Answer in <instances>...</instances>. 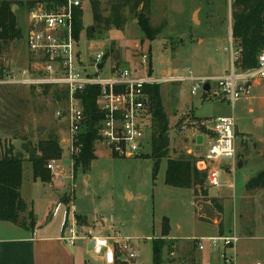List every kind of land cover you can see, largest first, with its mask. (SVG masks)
Returning a JSON list of instances; mask_svg holds the SVG:
<instances>
[{"label":"rangeland","instance_id":"1","mask_svg":"<svg viewBox=\"0 0 264 264\" xmlns=\"http://www.w3.org/2000/svg\"><path fill=\"white\" fill-rule=\"evenodd\" d=\"M7 1L16 7L13 11L22 36L10 46L3 64L18 68L28 56L25 45L27 2L40 0ZM93 1L99 2L103 16L108 15L110 0H81L83 29L79 33L77 51L82 60L98 52H107L109 58L100 75H108L114 65L145 75L143 53H149L152 73L156 77L165 72L167 75H188L189 71L194 75L215 76L230 70L232 0H150L149 11L145 14L149 25L158 30L154 40L142 33L136 11L128 10H125L123 29L94 28L92 33L86 32L93 27ZM86 71L93 73L94 68L87 65ZM192 84L188 80L160 84L161 106L168 119V149L167 156L160 159L155 176L149 144L143 150L147 155L118 157L112 156L102 144L95 143V158L87 164L78 162L62 148L67 144L68 123L64 116H56V111L63 106L57 105L58 91L0 85L1 147L11 146L13 153L21 154L28 161V152L33 148L37 152L35 155H40L39 142L50 137H54L58 145L62 142L60 158L45 162L44 168L50 175L48 183L34 179L31 163H23V194L33 200L34 213L50 218L54 205L60 202L61 217L66 206L73 205L76 214L86 217L87 222L81 229H91L98 236L117 231L122 237L120 242L126 237L130 239L137 250L136 257L128 261L130 264H152L154 239L165 242L160 253L161 264H220V246L210 247L209 242L203 240L204 249L199 250L191 240L218 235V225L213 220L199 218L192 190L165 184L164 174L168 158H197L193 151L198 147L192 139L208 131L216 117L232 115L238 133L246 134H238L236 138V157L230 167H224L223 186L211 188L205 184V188L209 197L223 200V232H234L241 237L237 244L238 264L256 261L264 264V190L245 188L247 181L264 169V161L256 155L250 136L264 144V79L251 82L248 93L233 109L225 100L213 96L215 81L209 82V90L200 88L195 94L190 93ZM248 108L253 111L249 112ZM156 134L153 121L151 143ZM240 159L242 165L238 166ZM52 160L55 164L51 170L47 164ZM48 207H51L49 212ZM163 218L168 219L169 240L161 237ZM84 241L89 244L90 239ZM188 250L190 254L187 255ZM183 256L186 258L182 259ZM165 258L175 261L167 260L166 263Z\"/></svg>","mask_w":264,"mask_h":264},{"label":"built area","instance_id":"2","mask_svg":"<svg viewBox=\"0 0 264 264\" xmlns=\"http://www.w3.org/2000/svg\"><path fill=\"white\" fill-rule=\"evenodd\" d=\"M81 0H40L28 7L27 31L25 45L28 52L26 67L13 68L3 66L0 85L26 86L41 91L53 88L60 94L63 105L56 111L58 118L64 116L68 123L66 139L68 152L77 156L82 152L83 143L80 135L84 130L86 115L84 114L82 96L86 90L98 86L96 98L97 112L100 120L96 125L95 143L102 144L112 156L136 157L146 154V144L152 147L150 134L153 126L149 96L146 87L173 82L191 81L190 93L195 94L204 89L210 81L216 82L213 96L225 100L233 106L243 95L248 93L250 83L256 79H264V49L257 56V64L249 69L235 66L240 49L233 46L231 28L229 34L230 70L219 76L163 75L156 77L149 73V56L143 53L142 62L146 63V74L138 75L117 65L111 67L108 75L100 72L105 65L103 57L107 52H98L82 60L77 51V41L73 32L75 9ZM90 60V62L88 61ZM103 62L101 69L97 65ZM87 65L94 72L86 71ZM210 86V84H209ZM211 86L209 87V89ZM204 91H206L204 89ZM211 140L204 152L195 160L198 171L206 174L205 184L211 188L222 187V162L234 161L236 157L235 122L232 115L216 117L211 125ZM192 154L191 151L188 152ZM55 160L47 164L53 169ZM60 204H57L55 211ZM71 210H73L71 208ZM63 212L62 240L74 245L79 239H90V251L101 256L105 264H114L116 259L128 262L136 257L137 250L129 238L122 237L115 231L112 235H94L91 229L75 221V216ZM197 249L203 250V240L210 247H221L220 264H238L237 244L241 237L236 233L208 236L193 239ZM172 254V253H171ZM252 264H261L256 261Z\"/></svg>","mask_w":264,"mask_h":264},{"label":"trees","instance_id":"3","mask_svg":"<svg viewBox=\"0 0 264 264\" xmlns=\"http://www.w3.org/2000/svg\"><path fill=\"white\" fill-rule=\"evenodd\" d=\"M34 2H27V6H32ZM13 5L14 3L11 1L0 0V78L3 75L1 72L4 66L3 61L9 53L10 46L22 36L21 29L16 23V17L12 9ZM108 5V15L103 16L99 9V2L93 1L91 3L93 27L88 28L86 32L92 33L94 28L123 29L125 10H128L129 12L136 11L137 24L144 36L149 40L155 39L158 30L149 25L148 16L145 14L149 11L150 0H110ZM231 19L232 43L234 47L240 49V55L235 66L241 70L252 68L257 64L258 54L264 49V0H232ZM82 29V10L77 8L73 17V32L76 40H78ZM107 57L108 54L106 53L103 60L105 61ZM148 65V72L151 73L150 58ZM159 87L160 84L146 87L152 120L157 130V134L152 140L149 155V157L154 158V176L158 171L160 159L167 156L168 149L166 134L168 119L161 106ZM98 93V86H93L88 88L82 96L86 123L80 135V140L83 143L82 152L75 157L78 162L83 164H87L95 158L96 125L100 120L96 106ZM38 145L40 155L29 156L28 162L31 163L33 178H39L42 182L48 183L50 175L44 168L45 162L51 158L59 159L62 148L59 147L58 141L54 137L39 142ZM195 160V157L168 158L164 182L173 187L191 189L195 200L196 215L203 220H213L219 227L218 234L222 235V200L207 195L205 188L206 174L196 169ZM23 162L24 159L21 155L13 153L11 146L1 147L0 145V221H8L18 227L31 229L35 225V217L31 210H27V205L20 193ZM245 188L247 190L257 188L264 190V169L251 177ZM76 218L78 222H82L81 216ZM168 234V219L163 218L161 237L165 238ZM164 245V241L160 243L157 239L152 241L153 264H161L160 253Z\"/></svg>","mask_w":264,"mask_h":264},{"label":"crops","instance_id":"4","mask_svg":"<svg viewBox=\"0 0 264 264\" xmlns=\"http://www.w3.org/2000/svg\"><path fill=\"white\" fill-rule=\"evenodd\" d=\"M107 58H109V56ZM27 62H28V56H26L25 58V63H23L18 68L26 67ZM225 73L226 72L223 71V73L219 75H222ZM219 75H215V76H219ZM197 76H211V75L197 74ZM10 87L20 88V86H10ZM56 95H57L56 97L57 105H60L61 97L59 94H56ZM236 102L233 104V106H231L229 102L227 103L229 104L230 108L233 109L236 105ZM248 111L252 112L253 109L248 108ZM212 122H211V125H212ZM235 132L237 134L236 138L238 134L239 135L246 134V133H238L236 125H235ZM198 136H200L201 138L200 142H197V138L192 139V142H194L195 145L198 147L195 152L193 151L194 154L196 153L195 154L196 157H198L204 152L206 146L211 140V136H212L211 126L210 128H208V131H203L201 135H198ZM250 136L253 139L252 143L254 144V151L256 155H259V157L263 159L264 161V153H263L264 144H262L258 140L255 141V138L253 137V135H250ZM205 139L207 140L206 143L204 142ZM62 148L64 150H68L67 144H66V147L62 146ZM16 154L21 155L19 153H16ZM248 154L249 152L246 153V155ZM28 157H29V154H28ZM24 162H28V161L24 160ZM230 162L232 163V161L221 163L222 173L225 171L224 167L226 166L230 167ZM22 168H23V165H22ZM50 186L52 187V185ZM20 193H21V197L23 198V200L25 201L27 205V210H31L34 213L33 200L30 201L27 199V196L26 197L24 196L23 184H21ZM57 204H60V206L58 210L55 211V207L57 206ZM61 206L62 204L60 202H57L54 205L53 210H52V215L50 218H47V216L45 215L39 216L38 214L34 213L35 214V225L31 229L20 228L16 226L15 224L8 222V221H0V264H105L101 256H98V255L96 256L93 252L92 253L94 255L91 254L90 248H89L90 242L89 244L88 242H85L84 240L86 239L84 240L79 239L75 242L74 245H68L62 240L61 234H62V220H63L64 210L67 211L66 213H68L69 217H71V215L81 216L82 222L80 223H78L77 218H75V221L81 226H84L87 221H86L85 216L75 213V209L73 205L71 207L73 210H71L70 207L66 206V209H64L63 212H61V217H60L59 212H60ZM46 210L47 212H49L51 210V207H48ZM223 233L226 234V232H223ZM138 234L139 233L137 232L136 235L138 236ZM169 238L170 237L168 236L165 237L166 240L167 239L169 240ZM191 240H193V238H191ZM186 254L188 255V252ZM183 258H186V256H183L182 259ZM165 260H166V263H167V260L170 263L172 261H175L169 258H165ZM114 264H130V263L121 262L120 260L116 259ZM152 264H153V261H152ZM245 264H251V263H245Z\"/></svg>","mask_w":264,"mask_h":264},{"label":"water","instance_id":"5","mask_svg":"<svg viewBox=\"0 0 264 264\" xmlns=\"http://www.w3.org/2000/svg\"><path fill=\"white\" fill-rule=\"evenodd\" d=\"M14 6L12 7V9L14 10ZM93 29V28H92ZM89 62H90V60H88ZM102 66H103V62H100L98 65H97V67L99 68V69H101L102 68ZM209 84H206L205 86H204V89L207 91V90H209ZM201 141V138H200V136H198L197 137V142H200ZM59 145L60 146H62V142H59ZM35 153H36V150L33 148L28 154H29V156H32V155H35ZM242 165V161H241V159L240 160H238V166H241ZM89 248H90V246H89Z\"/></svg>","mask_w":264,"mask_h":264}]
</instances>
